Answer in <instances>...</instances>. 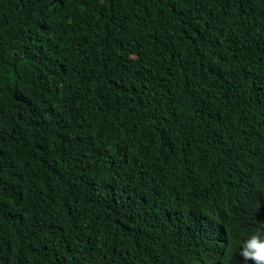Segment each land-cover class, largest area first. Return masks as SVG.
Instances as JSON below:
<instances>
[{
  "label": "trees",
  "instance_id": "obj_1",
  "mask_svg": "<svg viewBox=\"0 0 264 264\" xmlns=\"http://www.w3.org/2000/svg\"><path fill=\"white\" fill-rule=\"evenodd\" d=\"M263 222L264 0H0V264H242Z\"/></svg>",
  "mask_w": 264,
  "mask_h": 264
},
{
  "label": "clouds",
  "instance_id": "obj_2",
  "mask_svg": "<svg viewBox=\"0 0 264 264\" xmlns=\"http://www.w3.org/2000/svg\"><path fill=\"white\" fill-rule=\"evenodd\" d=\"M239 250L242 264H264V222L261 229L246 239Z\"/></svg>",
  "mask_w": 264,
  "mask_h": 264
},
{
  "label": "bare ground",
  "instance_id": "obj_3",
  "mask_svg": "<svg viewBox=\"0 0 264 264\" xmlns=\"http://www.w3.org/2000/svg\"><path fill=\"white\" fill-rule=\"evenodd\" d=\"M259 164H261V163H259ZM243 190V189H242ZM241 233V232H240Z\"/></svg>",
  "mask_w": 264,
  "mask_h": 264
}]
</instances>
